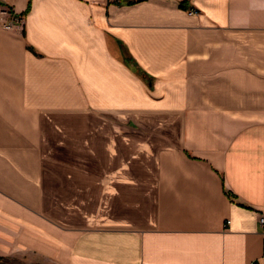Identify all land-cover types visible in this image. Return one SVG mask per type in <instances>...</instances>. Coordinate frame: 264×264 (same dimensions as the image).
I'll return each mask as SVG.
<instances>
[{"label":"crops","instance_id":"obj_1","mask_svg":"<svg viewBox=\"0 0 264 264\" xmlns=\"http://www.w3.org/2000/svg\"><path fill=\"white\" fill-rule=\"evenodd\" d=\"M262 213L264 0H0V264H264Z\"/></svg>","mask_w":264,"mask_h":264},{"label":"built area","instance_id":"obj_2","mask_svg":"<svg viewBox=\"0 0 264 264\" xmlns=\"http://www.w3.org/2000/svg\"><path fill=\"white\" fill-rule=\"evenodd\" d=\"M5 26L9 27L11 24H5ZM260 224L264 227V213L260 214L259 216Z\"/></svg>","mask_w":264,"mask_h":264}]
</instances>
